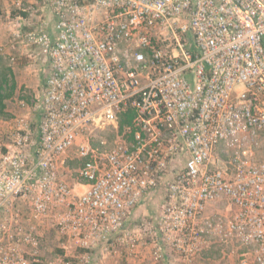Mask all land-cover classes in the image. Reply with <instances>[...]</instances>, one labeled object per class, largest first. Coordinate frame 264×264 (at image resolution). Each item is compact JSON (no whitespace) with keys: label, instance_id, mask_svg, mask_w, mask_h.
Masks as SVG:
<instances>
[{"label":"built area","instance_id":"2783aa9c","mask_svg":"<svg viewBox=\"0 0 264 264\" xmlns=\"http://www.w3.org/2000/svg\"><path fill=\"white\" fill-rule=\"evenodd\" d=\"M41 4L50 20L15 32L48 72L37 138L19 127L0 157V263L38 253L35 229L18 225L25 201L67 253L152 248L203 264L224 243L231 264H264V0H13ZM108 129L112 147H95ZM72 149L79 195L60 174ZM157 195L155 216L129 228ZM222 202L228 217L207 215Z\"/></svg>","mask_w":264,"mask_h":264},{"label":"rangeland","instance_id":"374dc122","mask_svg":"<svg viewBox=\"0 0 264 264\" xmlns=\"http://www.w3.org/2000/svg\"><path fill=\"white\" fill-rule=\"evenodd\" d=\"M4 2L5 1H3V4H4L3 14L0 15V44L4 43L3 45H5L6 42H3V39L5 38H7L8 40L15 39V41H12L13 45H15V48H11L12 57H10L9 53L7 52L5 53V51L0 52V84L2 83L1 84L2 94L6 95V98H7L4 100L6 102L4 103V108L2 109L0 107V116L14 123H17L18 128L24 127V128L30 129L31 132L34 134V138H35L37 135L36 132H37V123L39 120L38 118H39V115L41 114L40 107H41L42 95H40V93L39 94L35 93L32 89L27 88L25 86L20 87V89L17 91L16 81L13 80V82L15 83V86L11 84L12 77H10L9 72L10 71L12 72V67L15 64H20L22 62V64H24V67L27 65V63L24 60L19 59V56H18L20 54L19 44L32 46L31 44L21 42L22 39L17 38L15 36V32L19 31L24 35L25 33L36 29L33 26L34 25L33 22L38 21L37 17H42V20L45 21L42 24H45L50 20L51 13L47 7H45L44 9L41 8L39 11L38 10L22 11V10L16 9L13 6L14 10L12 9L11 15H13L14 18L10 17V19H8L7 11L9 10V8L5 6ZM28 6L29 4L26 3V7ZM42 6L43 5L41 4L40 7ZM24 15H27V17H25ZM11 18L17 19V22H15L16 20L13 21ZM25 18H29L31 21H33L31 22L33 25L30 24L29 26H25L21 24V22ZM18 20L20 24L18 23ZM11 21H13V24H12L13 31L12 30L10 31L8 29L5 30V27L8 24L12 23ZM1 48L5 50L4 46H1ZM33 49L37 50L35 47H33ZM39 62L41 64L43 63L42 69L44 68L43 69L44 72L42 73H44L43 76L46 77L47 76L46 74L48 72L47 71L48 65L44 61L41 55L40 56L37 55L36 64L40 65ZM45 70H46V73H45ZM115 136H116V133L112 129L105 130L104 132H94L92 136L93 144L95 147L99 146V147H103L104 149H109L112 147L113 141L115 140ZM102 141L105 142L104 145L101 144ZM81 166H82V161L78 159L77 157V150L72 149L69 152V154H67L65 158V162L62 165V170H63L62 173L66 177L64 179L72 186V188L74 190L77 189L79 191V192L76 191L77 194L78 193L81 194L86 190V187L83 185V183H81L78 180V170L80 169ZM162 196L163 195H161V197ZM161 197L157 195L154 198V200L146 201L142 203L140 207H138L137 210L135 211L134 222L130 224L129 228H134V227L143 228L145 221H148L151 217H154L157 211L159 210L160 202L162 200ZM227 208L228 207H227L226 202L212 205L207 209V215L208 216L220 215V216L225 217L228 215ZM150 240L151 239L149 237L145 238V241L148 244H150L149 243ZM127 247L128 246H126L125 244H122V249H126ZM61 249L62 248H57L53 252L52 254L53 259L55 258V255L56 256L59 255V257L56 258V261H54L55 259L52 260L53 263L79 264L83 262L85 264L86 262L90 261V262H93V264H95V262H98V263L102 262L104 264H112L114 263V258L116 255L115 252L112 251L113 248L111 247L108 249L98 248V250H102V251L99 252L97 251V249L86 250V251H96V252H92L91 254L87 253L88 255H85V257L87 256L85 259L84 257L79 259V258H75L76 256L70 253L71 251H74V250H70L68 253L66 252L67 256H63L60 253ZM75 251L78 254H81V250H75ZM145 251L148 252L146 256L147 257L146 261L148 262V264L149 263L151 264H164V263L173 264L176 262L175 258H177V253H174V252L172 253L158 252L157 253L152 248H148ZM145 251H143V253ZM228 254H229L228 244L216 243L215 245H212L210 249L206 250L200 256L199 259L200 261L203 262V264L205 263L211 264L212 261L214 260L220 264H228V259L230 258L228 257ZM122 255L123 254L121 252L119 256L122 257ZM122 260L124 263L128 264L129 262L132 263L131 261L137 262L139 259L134 256L132 257L128 255L125 259L122 257ZM232 261L233 260H231L229 263H231Z\"/></svg>","mask_w":264,"mask_h":264},{"label":"crops","instance_id":"0c3cea01","mask_svg":"<svg viewBox=\"0 0 264 264\" xmlns=\"http://www.w3.org/2000/svg\"><path fill=\"white\" fill-rule=\"evenodd\" d=\"M3 1H5L4 2L5 6L7 8H9V10L7 11V14H8L7 18L10 19V17H13V15H11V11L13 9V0H0L1 7H2V14H3V10H4ZM41 8L44 9L45 7L44 6L40 7L39 5H36L35 10L39 11ZM24 16L27 17V15H24ZM13 18H11V19L13 21L16 20L15 22H17V19H13ZM37 19H38V21L33 22L29 18H25L21 22V24H23L25 26H29L30 24L31 25L34 24L33 26L35 28H37L38 26L40 27L41 24L45 22L42 20V17H37ZM13 21H11L12 22V23H10L11 25L8 24L5 27V30L8 29L11 31L13 29L12 28ZM31 22H33V24ZM18 23L20 24L19 20H18ZM8 36H9V34H8ZM12 41H15V39L14 40H11V39L8 40L7 38L3 39V42H6V43H5V45H3L4 43L0 44V52L5 51V53L6 52L9 53L10 57H12L11 56L12 55L11 48H15V45H13ZM21 42H19V43H21ZM1 46H4L5 50H3L1 48ZM32 46L19 44V51H20V54L18 55L19 59L24 60L27 63V65L24 67V64H22V62H21L20 64H15L12 67V72L11 71L9 72L10 77H12L11 84L15 86V83L13 82V80H15L16 86H17V91L20 89V87L25 86L27 88L32 89L37 94L40 93V95H42V99H43L46 77H44L43 76L44 73H42V72H44V70H43L44 68L42 69L43 63L41 64L39 62L40 65L36 64L37 63V55L40 56V52L35 46H33V47H35L37 50L33 49ZM45 73H46V70H45ZM13 77H14V79H13ZM3 103H6V102L3 101ZM39 118H40V115H39ZM16 129H18L17 123H14V122L0 116V157L3 153L6 152L7 145L10 144L11 135L13 134V132ZM36 138H37V135H36ZM62 171L63 170L61 167L60 174H61L62 178H66L63 175ZM74 191H75V193H76V191L79 192L77 189H75ZM78 195H79V193H78ZM16 208L21 210V212H22V218L19 220L18 225H20L23 228V230H29L31 228H34L38 238L40 239V248L38 250L37 255H34L33 250H31L29 247L25 248V255H26V259H27L26 264H56V263H53L52 260L55 259L54 261H56V258L59 257V255L58 256L55 255V258L53 259L52 254L57 248H62L60 251L61 255L67 256L66 252L63 250V247H62V238L59 236L57 229L55 228V226L53 225V223L50 219H46V218L37 219V218L33 217L31 209L25 201H19L17 203ZM1 218L2 217L0 216V221L2 220ZM75 250L71 251L70 253L75 255L76 256L75 258H79V259L83 258V257L85 259L87 257V256L85 257V255H88L87 253L91 254L92 252H96V251L81 250V254H78ZM97 251L100 252L102 250L97 249ZM119 255H115L114 263H112V264H126L122 260V257L124 259L127 257L125 255V252L122 255V257H120ZM142 257H144L142 260H138L137 262L131 261L132 263L129 262L128 264H148V262L145 259L146 258L145 253H142ZM116 258H118V259H116ZM231 260H233L232 262L236 261V259L234 257H231L228 259V264L232 263V262L229 263ZM79 264H84V263L82 262ZM85 264H93V262L88 261ZM95 264H104V263L95 262ZM149 264H151V263H149ZM211 264H220V263H218L214 260V261H212Z\"/></svg>","mask_w":264,"mask_h":264},{"label":"trees","instance_id":"16d2710c","mask_svg":"<svg viewBox=\"0 0 264 264\" xmlns=\"http://www.w3.org/2000/svg\"><path fill=\"white\" fill-rule=\"evenodd\" d=\"M2 14V7H1V3H0V15ZM7 99L6 95L2 94V85L0 84V107L3 109L4 108V103L3 101ZM134 118V115L131 111L123 114L121 116V120L119 123V127L120 130L122 131V129L124 128L125 125L131 124L132 120Z\"/></svg>","mask_w":264,"mask_h":264}]
</instances>
